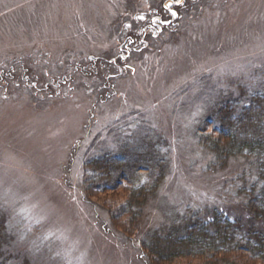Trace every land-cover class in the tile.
<instances>
[{
  "label": "rangeland",
  "instance_id": "rangeland-1",
  "mask_svg": "<svg viewBox=\"0 0 264 264\" xmlns=\"http://www.w3.org/2000/svg\"><path fill=\"white\" fill-rule=\"evenodd\" d=\"M263 90L264 0H0V264H264L240 250L161 260L147 243L243 210L248 160L211 171L199 141L223 103ZM128 143L169 165L136 225L130 185L91 189V160Z\"/></svg>",
  "mask_w": 264,
  "mask_h": 264
},
{
  "label": "trees",
  "instance_id": "trees-1",
  "mask_svg": "<svg viewBox=\"0 0 264 264\" xmlns=\"http://www.w3.org/2000/svg\"><path fill=\"white\" fill-rule=\"evenodd\" d=\"M210 127L212 132L202 134L199 141L210 156L209 170L224 169L232 160L249 162V167H244L238 177L240 182H234L238 194L242 195L239 200L243 210L230 205L227 210L218 208L210 213H195L152 231L147 243L161 260L235 250L264 258V90L223 103L215 116L205 121L203 128ZM146 145L150 147V142ZM152 151L147 152L143 144L135 147L128 143L124 153L113 152L112 158L102 160L101 165L97 164L98 160H91L92 165L99 166L91 178V189L114 191L122 184L130 185L131 196L121 210L135 214L132 217L135 225L139 213L134 209L146 201L148 195L158 194L169 171L166 158L158 153L153 155ZM144 170L150 171L151 182H143L141 171Z\"/></svg>",
  "mask_w": 264,
  "mask_h": 264
},
{
  "label": "snow or ice",
  "instance_id": "snow-or-ice-1",
  "mask_svg": "<svg viewBox=\"0 0 264 264\" xmlns=\"http://www.w3.org/2000/svg\"><path fill=\"white\" fill-rule=\"evenodd\" d=\"M177 2H179V0H177Z\"/></svg>",
  "mask_w": 264,
  "mask_h": 264
}]
</instances>
